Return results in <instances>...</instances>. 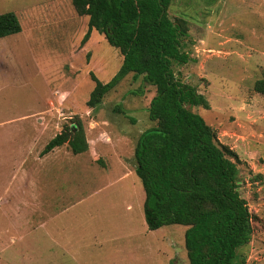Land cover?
I'll return each mask as SVG.
<instances>
[{"label":"rangeland","instance_id":"1","mask_svg":"<svg viewBox=\"0 0 264 264\" xmlns=\"http://www.w3.org/2000/svg\"><path fill=\"white\" fill-rule=\"evenodd\" d=\"M5 12L20 31L0 38V120L13 121L0 137V264H188L185 226L147 228L134 171L154 87L129 73L88 107L91 73L110 80L119 50L98 32L82 42L87 16L70 0H0ZM168 14L188 28L189 60L175 74L205 95L210 109L193 110L239 158V189L256 217L245 264H264V95L254 90L264 0H172ZM76 116L88 150L63 144L41 155Z\"/></svg>","mask_w":264,"mask_h":264},{"label":"trees","instance_id":"2","mask_svg":"<svg viewBox=\"0 0 264 264\" xmlns=\"http://www.w3.org/2000/svg\"><path fill=\"white\" fill-rule=\"evenodd\" d=\"M70 1L77 14L87 16L82 42L98 32L122 56L110 80L91 73L95 84L86 105L100 104L129 73L154 87L147 107L153 124L138 135L133 149L147 228L185 226L188 264H245L256 217L239 189L238 155L193 110L210 109L205 95L177 78L173 68L189 60L186 20L169 17L172 0ZM18 31L16 16L1 13L0 38ZM254 90L264 95V76L255 81ZM63 144L74 154L88 150L79 117L63 124L40 154Z\"/></svg>","mask_w":264,"mask_h":264},{"label":"crops","instance_id":"3","mask_svg":"<svg viewBox=\"0 0 264 264\" xmlns=\"http://www.w3.org/2000/svg\"><path fill=\"white\" fill-rule=\"evenodd\" d=\"M38 120V119H37ZM8 122H13L11 119L7 118V119H2L0 120V137L5 136L4 132L8 131L9 128H7V124ZM40 122V121H39ZM5 124V125H4ZM94 158H98V157H94ZM36 179V177L34 178V180ZM34 196V195H33Z\"/></svg>","mask_w":264,"mask_h":264}]
</instances>
